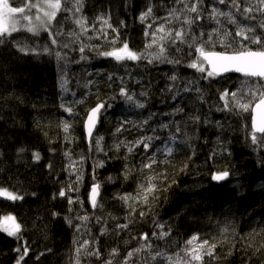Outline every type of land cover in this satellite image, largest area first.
<instances>
[{
  "label": "trees",
  "instance_id": "1",
  "mask_svg": "<svg viewBox=\"0 0 264 264\" xmlns=\"http://www.w3.org/2000/svg\"><path fill=\"white\" fill-rule=\"evenodd\" d=\"M214 4L215 0H205L207 7ZM170 5L171 0H83L76 16L58 15L60 23L53 25V31L64 34L57 36L56 45L43 31L39 35L21 31L0 43V187L23 196L15 202L0 197V217L11 214L22 226L21 235L30 249L23 264H73L78 241L84 239L93 241L100 257H87L82 264L107 260L121 264L128 251L145 244L140 239L145 233L151 248L134 256L131 264H165L161 258L151 259L156 252L175 260L195 234L216 244L215 258L205 257L204 264H264V146L251 143V113L223 110L219 99L225 89L235 91L243 78L202 79L186 66L192 57L185 55V45H180L182 52L170 50L172 58L181 59L178 65L146 60L117 63L98 55L110 50L108 41L115 35L98 17L118 30L116 47L127 42L131 50L143 52L147 25L155 27L163 21L149 18L141 23V13L152 6L154 17H164ZM215 6L227 11L224 5ZM77 16L86 19L89 31L65 49L63 44L72 40L67 33H80ZM201 24L205 31L215 26L207 19ZM195 27L200 31L201 25ZM81 43L96 47L80 53ZM17 45L28 49L27 54ZM45 46L51 54L43 51ZM56 52L64 58L57 60ZM173 74L178 80L169 92ZM62 81H67V91L61 88ZM187 81L200 91L183 92ZM122 87L145 106L137 108L126 101L120 95ZM178 89L179 95L172 99ZM101 101L106 108L94 137L103 138L104 151L89 146L83 132L87 111ZM61 105L72 107L73 113ZM176 108L183 112L177 114ZM194 116L200 117L198 122ZM65 122L71 125L69 133L63 131ZM122 123L123 129L117 132ZM164 124L168 127L162 128ZM144 136L160 137L153 142V150L160 151L154 152L157 163L151 169L143 168L148 162L143 146L132 154L123 146L119 151L115 148L117 143H134ZM169 146L171 155L164 152ZM34 152L40 154L39 161L33 159ZM65 153L77 162L71 171L80 169L78 184L68 170ZM100 161L103 167H96ZM224 171L229 173L228 180L216 183L212 176ZM149 177L157 190L147 202L137 198L125 204L119 198L136 197ZM94 182L101 186L96 209L88 203ZM69 184L79 189L69 195L82 203L69 205L67 198L56 195ZM79 215L90 219L82 223L75 219ZM69 219L73 225L81 224L79 232L69 226ZM118 224L128 227L118 229ZM161 232L168 235L163 239L153 235ZM18 246L14 237L0 232V264H16ZM113 249L118 250L115 257Z\"/></svg>",
  "mask_w": 264,
  "mask_h": 264
},
{
  "label": "snow or ice",
  "instance_id": "2",
  "mask_svg": "<svg viewBox=\"0 0 264 264\" xmlns=\"http://www.w3.org/2000/svg\"><path fill=\"white\" fill-rule=\"evenodd\" d=\"M13 3H16L17 6H12ZM216 4L224 5L227 11L216 7ZM82 7L83 0H11V2L10 0H0V43H3L5 38L21 31H26L33 35H39L43 31L48 34L51 44L56 45L58 43L57 36L64 34L59 29L55 32L53 31V25H59L60 23L57 19L58 15L65 12L76 16L77 13L82 11ZM258 16L260 19L256 22ZM149 18H152L154 22L156 20H162L163 22L156 24L155 27H153L152 23L147 25L144 35L148 38V43L145 44L143 52H136L129 48L127 42H124L120 47H116L115 45L119 37L118 30L113 28L107 19L98 17L107 28L111 29L112 33H115L112 39L108 41L111 46L110 50L98 51V55L112 58L117 63L146 60L149 64L158 62L178 65L181 63V59L178 57L172 58L170 50L179 53L183 51L180 45H185L188 49L185 55L192 57L186 66L200 73L202 79L211 80L227 73L240 74L243 79L239 87L235 91L225 89L220 93L219 99L223 101V110L251 113V143L255 146H264V0H254V2L253 0H215V4L211 7L205 5V0H171V5L168 6L166 16L154 17L152 6H148L139 17L141 23H144ZM205 19L212 22L215 26L205 31L201 24ZM241 20L248 21L249 23H241ZM224 21L228 25H232L233 28H228L224 24ZM75 24L79 27L80 33L77 34L72 31L67 33V35L72 37V40L69 43L63 44L65 49L70 47V43H74L75 40L89 31L84 17L77 16ZM196 25H201L198 32L196 31ZM148 29H152V31H148ZM100 31L105 39H107L108 33L104 32L103 28ZM89 38L91 39V37ZM17 47L22 53L27 54L29 51L25 47L19 45ZM95 47V45L88 46L81 43L78 51L84 53L86 48L91 50ZM217 47L222 50L217 51ZM43 51L51 54V49L47 46H45ZM55 55L57 60L64 58L59 52H56ZM80 58L86 59L83 55ZM109 79L111 80L112 77L109 76ZM169 80L173 82V85L166 90L172 92L173 88L176 87L175 82L178 80V77L173 74L169 76ZM66 83L67 81H62L61 83V88L65 91H67L65 88ZM191 85V81L185 82L182 91H200L199 88L193 89ZM179 91L178 89L173 94L172 99H176ZM120 95L126 101L134 103L137 108L145 106L142 102L134 101L133 96L129 94L126 88L122 87L120 89ZM61 106L65 107L64 105ZM105 108L106 104L101 101L95 107L89 109L84 117L86 139L98 151H104L100 146V140L103 138H95L93 132L102 114V110ZM65 111L70 115L73 113V109L70 106L65 107ZM175 112L177 114L182 113L183 108H176ZM149 119H151V116ZM192 119L198 122L200 117L194 116ZM142 123L146 125L148 120ZM70 127L71 125L65 122L63 131L69 133ZM161 127L167 128L168 125L164 124ZM122 129L123 123L116 131L120 132ZM153 131L155 132V129ZM176 131L179 132V128ZM158 139H160L159 136H144L137 139L134 143H117L115 148L119 151L123 146L129 154H132L137 148L143 146V151L146 154L145 159L148 161L143 164V168L151 169L157 163L154 152L160 151L159 148L153 150V142ZM20 151L23 152L24 149H20ZM172 151L173 149L170 146L164 149L167 155H171ZM32 155L36 161L41 159L38 152H34ZM65 155L69 156L68 153H65ZM69 160L68 170L71 174L75 175L76 183L78 184L81 180L80 169L72 172L71 170L75 168L77 162L71 161L70 156ZM49 167L51 166L49 165ZM96 167H103V161L98 162ZM228 175L229 173L224 171L214 174L212 179L223 181ZM93 179L95 180V177ZM108 179L111 180L112 178L109 177ZM152 179V177H149V182L146 185H140L136 197H132L131 194H125L119 198L125 204L129 200L137 198L141 202H147L148 197L153 195L157 190V186L151 182ZM100 187V184L96 182L90 187L88 203L92 209H96L99 206ZM78 190V187L69 184L56 195L61 198H67L69 205L78 204L82 202L78 198H73L69 195L70 192ZM0 197L13 202L23 199V196L4 187H0ZM130 207L132 211H135L134 207L131 205ZM69 210L71 211L72 209L70 208ZM140 215L143 216L144 213L140 212ZM75 219L84 223L90 217L79 215ZM68 223L69 226L75 227L77 232L80 231L81 224L73 225L71 219L68 220ZM116 227L124 229L128 225L118 224ZM159 227L163 228V225H159ZM0 232L6 233L9 237H14L19 242V246L14 249L18 253L16 264H23L25 258L29 255L30 249L23 240L21 235L22 226L17 222L16 217L11 214L0 217ZM153 235H159V238L163 239L168 233H153ZM140 239L145 241V244L128 251L123 256L121 264H131L134 256L141 251L151 248L147 233L142 234ZM215 249L216 244L211 243L209 240H200L199 235L195 234L185 241V246L180 252L175 254V260H173L172 256H165L161 252H156L151 256V259L157 260L161 258L165 264H204L205 257L215 258ZM181 252L183 255H181ZM111 255L113 257L117 256L118 250L113 249ZM92 256L99 258V249L93 246V241L91 240H80L78 241V247L75 249L73 264H82L83 259ZM105 264H112V261L107 260ZM145 264H147V261H145Z\"/></svg>",
  "mask_w": 264,
  "mask_h": 264
},
{
  "label": "water",
  "instance_id": "3",
  "mask_svg": "<svg viewBox=\"0 0 264 264\" xmlns=\"http://www.w3.org/2000/svg\"><path fill=\"white\" fill-rule=\"evenodd\" d=\"M228 76H238V77H241L240 74H238V73H227V74H224V75H222V76H220L218 78H223V77H228ZM99 120H100V118H99ZM99 120H98V122L96 124V127L94 129L93 135L95 134V132H96L98 126H99V122H100ZM84 132L86 133V130ZM228 177H229V175H228ZM228 177L225 180H223V181H216V183H218V184L225 183L228 180ZM98 200H99V198H98Z\"/></svg>",
  "mask_w": 264,
  "mask_h": 264
},
{
  "label": "bare ground",
  "instance_id": "4",
  "mask_svg": "<svg viewBox=\"0 0 264 264\" xmlns=\"http://www.w3.org/2000/svg\"><path fill=\"white\" fill-rule=\"evenodd\" d=\"M103 111V110H102ZM84 122V121H83ZM100 123V122H99ZM251 124V123H250ZM99 127V126H98ZM83 129H84V131H85V127H84V123H83ZM97 130H98V128H97ZM97 130H96V132H97ZM83 131V132H84ZM96 132H95V134H96ZM95 134H94V136H95ZM85 136H86V133H85ZM87 140V139H86ZM87 143H88V145L90 146V144H89V142H88V140L86 141ZM229 178V177H228ZM100 193H101V191H100ZM101 195V194H100ZM100 198V197H99ZM241 233H239V235H240Z\"/></svg>",
  "mask_w": 264,
  "mask_h": 264
}]
</instances>
